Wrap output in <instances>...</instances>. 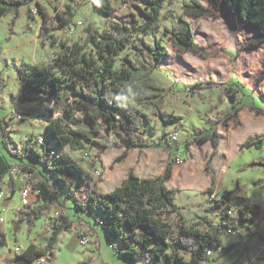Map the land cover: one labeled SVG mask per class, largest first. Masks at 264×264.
Returning a JSON list of instances; mask_svg holds the SVG:
<instances>
[{"label":"trees","instance_id":"obj_1","mask_svg":"<svg viewBox=\"0 0 264 264\" xmlns=\"http://www.w3.org/2000/svg\"><path fill=\"white\" fill-rule=\"evenodd\" d=\"M31 1L44 15L38 0H0V18L11 16L8 36L14 31L21 7L25 8L27 19L34 18L32 9L28 7ZM124 1L137 8L140 19L130 14L131 21H120L114 15L110 0H89L95 11L110 20V27L99 32L88 24L83 45L77 42L67 45L65 41H59L61 52L57 57V73L29 61H21L15 67L16 81L21 90L9 116L19 123L35 121L43 124L44 136L41 143H38V137L29 136L19 150H12L7 132L14 125L0 117L3 146L14 157V160H9L0 155V192L5 178L10 196L16 192L15 180L9 177V169L16 167L20 175L25 176L26 184L37 190V194L35 200L16 210L13 230L17 231L22 223H26L29 232L42 216L51 217V224L50 235L44 245L38 247L30 241L21 252L14 253L7 264H35L42 256L54 259V246L60 234L73 227V219L56 201L60 189H65L67 195L75 198L76 209L86 211L90 218L98 214L94 221L105 231L109 243L112 246L116 244L114 249L118 255L129 261H149V264H204L214 261L235 246L223 242L227 228H237L250 222L256 224L264 214L257 201L237 189H229L209 199L211 206L207 210L217 212L218 222L206 218H198L195 223L187 221L174 203V195L179 189L165 184L172 174L171 156L160 174L139 176L130 169L113 189L103 193L93 190L86 193L85 200H77L76 193L81 190L82 183H87V175L64 151L66 147L72 150L93 147L98 158L109 149L121 147L122 153L115 158L121 160L130 150L162 144H154L145 137L149 119L137 105L151 108L153 115L163 123L181 119V116L163 108L165 89L152 75L167 61L169 52L160 40L148 42L140 36L159 29L161 11L168 0H140L143 6ZM203 1L188 0L183 4L182 14L199 17L224 13L235 29L251 32L250 45L264 42V0ZM208 6L215 14L209 11ZM75 10V7H69L64 15L58 14L59 26L67 28ZM171 14V11L166 12L163 17ZM195 33L191 23L182 15L177 17L173 27L163 29V34L171 38L178 48L202 52L203 48L195 42ZM51 38L54 37L51 35ZM87 44L90 48L86 47ZM126 48L132 51L134 58L127 54L118 57ZM262 78L264 68L257 77L258 80ZM5 86V81L0 78V108ZM203 88H219L230 102L228 111L212 118L213 124L209 128L192 133L194 139L211 143L212 150L205 168L212 173L211 157L217 152L221 138L218 129L240 124L241 105L238 90L230 83L201 80L188 89L196 93ZM263 141L264 132L248 136L240 147H260ZM250 165L264 166V159L253 160ZM66 174L76 177L79 183L76 189L68 186ZM0 244L6 245L1 225ZM209 249L218 252L209 258ZM233 264L244 263L238 261Z\"/></svg>","mask_w":264,"mask_h":264},{"label":"rangeland","instance_id":"obj_2","mask_svg":"<svg viewBox=\"0 0 264 264\" xmlns=\"http://www.w3.org/2000/svg\"><path fill=\"white\" fill-rule=\"evenodd\" d=\"M128 1L143 6L139 2L140 0ZM187 1L168 0L161 11L159 29L155 32L140 34L148 42L160 40L169 52L167 61L162 64L161 69L155 70L152 75L156 82L165 89L163 108L169 113L181 116V119L163 123L158 116L153 115L151 108L145 109L141 105H137V107L143 109L149 119V129L145 137L149 138L154 144L162 143L165 146L154 150L167 151L172 149L175 153L177 151L180 157H185L184 161L177 165L192 162V166L197 170L198 175L196 176H182L180 185L185 191L177 198L179 202V198H182L195 203L205 197L197 189L202 186L203 172H205L200 166V161L204 158L205 147H209L210 144L194 139L192 133L209 128L213 124L211 119L227 112L230 108V102L219 88H203L196 93H191L188 88L193 83L201 80H215L224 84L230 83L238 90L237 95L241 105L239 116L244 117L243 127L235 133V136L238 139H244L264 131V78L257 79L264 68V42L257 46L250 45L251 32L247 29H235L230 18L224 13H220V16L204 15L199 17L182 14L183 4ZM38 2L43 7L45 14H41L37 10L35 2L31 1L28 3V7L34 10V12L32 11L34 18L27 19L25 8L21 7L20 16L16 19L14 31L10 36H8V24L11 16L7 15L0 18V78L6 83L2 92L0 117L14 125L13 129L9 127L10 130L7 132L12 150H19L21 144L29 136L41 138L44 136L43 124L35 121L19 123L17 119L9 116L13 102L21 90L16 81L15 67L21 61H29L38 67L57 73V57L61 52L59 41H65L67 45L75 42L83 45L86 40L85 27L88 24H91L93 29L99 32L110 27V20L95 11L89 0H38ZM110 2L114 8V15L118 20L128 21L129 19L131 21L132 16L130 14H134L136 19H140L141 16L137 8L129 2L124 0H110ZM203 2L205 3V1ZM69 7L71 9L75 7V14L72 17L71 24L67 28H63L59 26L58 14L64 15ZM208 9L212 14H215L209 6ZM169 11L172 13L171 16L164 18L163 14ZM179 15H182L191 23L196 32L195 42L203 48L202 52L184 51L178 48L171 38L163 34L164 28H171L176 24ZM77 21H81L82 24H77ZM71 26L74 30L69 32L68 29ZM51 35L54 37L53 39ZM86 47L90 48V45L87 44ZM125 54L129 57H135L129 48L121 52L118 57ZM117 64H119V60ZM250 108L257 109V113L262 115L254 119L246 118L247 114H252ZM231 126L234 125L229 124L224 128L220 126L218 131L219 133L225 132ZM174 131L177 133L176 140H172L169 136ZM165 144H168L171 148ZM64 151L72 157L87 175V183H82L81 190L76 193L77 200H85L86 193L93 191V189L107 190L112 183L120 182L122 180V167L129 164L128 168L134 171L135 166L134 168L132 166L138 163V159L145 150H130L125 161L123 159L126 156L121 160H115L123 151L121 147L109 149L99 158L96 156V149L93 147L86 146V148L76 150L66 147ZM210 152L206 154V157ZM252 154L257 157L264 156V143L260 147H254L244 153L241 151L236 155L237 157L233 160V163L236 162L241 172V181L234 176V182L231 183L230 175L232 176V173L229 171L222 178L221 191L237 189L242 194L253 198L261 207H264V166L250 165V162L253 161L250 160ZM0 155L9 160H14V157L3 146L1 134ZM221 158L220 155L214 159L213 168L215 171H217ZM240 160H247L248 162L240 167L238 163ZM258 176L262 179L255 183L253 179L259 178ZM66 177L68 186L76 189L79 184L76 177L72 174H66ZM98 177H101V180H98ZM236 178L239 179V184H236ZM18 181L14 183L16 192L12 196H10L7 179L5 178L3 181V189L7 194V198L5 201L0 200V204L3 201L2 205L6 208L14 209L16 205L17 209L22 207ZM74 200L73 196L66 194L65 189L59 190V195L56 198L58 206L64 208V211L73 219L74 224L70 230L60 234L54 246V259H47L42 264H91L95 259L97 261L102 260L104 263L134 264L123 257H116L117 253L114 249L116 244L114 246L109 245L110 240L105 231L94 221L95 216L98 217V214L90 218L86 211L76 209ZM208 204L211 206V201L208 200ZM208 212H211L212 215L204 218L214 222L220 220L217 212L211 210ZM7 213L5 214L6 220L1 226L6 235V245L0 244V264L9 262V259L14 255L13 248L15 245L21 244L23 247H27L30 241H33L38 247H41L47 242L50 235L51 217H40L29 232L26 223H22L20 228L14 231L12 221L15 219V215H8ZM232 216H234V213H232ZM191 220L189 222L195 223L197 219L192 218ZM85 236L88 237L89 242L84 245L80 244L79 238ZM96 237H98V240ZM237 245L238 248H235V251L231 250L232 252L226 253L227 256L221 263L224 262L225 264V260L230 257V252L233 253L232 259L237 260V255L243 249V245Z\"/></svg>","mask_w":264,"mask_h":264},{"label":"crops","instance_id":"obj_3","mask_svg":"<svg viewBox=\"0 0 264 264\" xmlns=\"http://www.w3.org/2000/svg\"><path fill=\"white\" fill-rule=\"evenodd\" d=\"M252 110V115H246V118H250V119H254L255 117H258L262 114H258L257 113V109H253L250 108ZM243 118L242 116H240V124L237 126H231L227 129V131L225 132H220L221 138L217 147V152L215 154H213V156L211 157V172H207L205 165H206V154L209 153L212 148H211V143L209 141H205L207 142V144H210V148L209 147H205V155L203 160L200 161V166L201 168L205 171L203 172V182H202V187L200 189H197L201 194H204L205 197L204 199L202 198L200 201H196L195 203L191 200H186V199H180V202L177 200V198L180 196V194H182L185 189L180 185V181L182 180V176L185 175V177H189L191 175H198L197 170L192 166V162H186L185 164L182 165H177L175 163V157L178 156L179 154L176 153L171 149H168L167 151H155L154 149H159V148H163L165 147L163 144L157 145V146H150L147 148H143L141 149L142 154L140 156V158L138 159V163H135V165H133L132 167L134 169V172L139 175V176H154L157 174H160L163 169L165 164L168 162L170 156L173 157V162H172V174L171 176L166 179L165 184L167 187L170 188H178L179 191L176 192V194L174 195V203L175 205L180 209L181 214L184 216V218L187 221H192L191 219L193 218H204V217H208V215H212L211 212L207 211V207L209 206L208 204V200L212 197L218 196L220 194L221 191V185L220 183L222 182V178L225 174H227V172H231L232 176L230 175V181L231 183L234 182V176L238 177L241 181V172L239 171L236 162L233 163V160L237 157L236 155H238L239 152H245L246 150H252V148H254L255 146H250V147H240L241 142L245 139H238L235 136V133H237V131L243 127ZM264 131L260 132L263 133ZM259 134V133H257ZM256 135V134H255ZM247 138V137H246ZM264 143V141L262 142V144ZM246 148V149H245ZM123 149V148H122ZM153 149V151H152ZM138 150V149H137ZM140 150V149H139ZM179 150V149H176ZM129 155H131V153H129ZM221 155V160L218 163L217 166V171L214 170L213 168V163H214V159L217 156ZM254 154H252L250 156V160H260V159H264V156H253ZM180 156V155H179ZM126 156L123 160H127ZM183 158H185L183 156ZM248 160V159H247ZM247 160H240L238 161L240 167H242L244 164H246L248 161ZM129 164L122 167V180L127 176V174L129 173V169L128 168ZM212 175L214 178V181L212 182ZM259 177V176H258ZM239 179L236 178V184H239L240 181ZM262 178H254L253 181L259 182V180ZM219 180V181H218ZM104 182V180H102ZM121 183L120 182H114L110 185V188L108 187L107 190H102L100 191L98 190H94L97 193H103L106 191H109L111 189H113L115 186L119 185ZM211 188V189H210ZM228 189V188H227ZM229 190V189H228ZM2 192L5 194L4 200L7 198V194L4 192V189L2 190ZM32 201L35 200L34 197H31ZM252 200H254L253 198H251ZM3 201H1V206L2 209H4V214H6V212H8V215H15L16 209H17V205L14 209H10V208H6L5 206L2 205ZM8 201V199H7ZM13 207V206H12ZM10 209V210H9ZM262 209L264 210V207H262ZM10 211V212H9ZM11 213V214H10ZM198 217V218H197ZM74 224V223H73ZM244 226V228H243ZM239 227L243 228L245 230V235H246V242H242L240 240L239 236H229V235H225L223 237V242L225 245H229V244H234V248L232 249V251H235V248H238L237 244H241L243 245V249L241 251L240 254L237 255V260H233V253H229V259L225 260V264H233L235 262H242L244 264H264V258L261 256L260 252H259V246L262 244L263 240H264V214L263 216H261V218H259L258 222L256 224H253L250 222L249 223H245L243 225H239ZM249 227H251V229H249ZM254 228V229H252ZM253 230V231H252ZM252 234V236H250ZM94 235V234H93ZM88 236V235H87ZM85 236V237H87ZM88 238V237H87ZM98 240V237H96ZM89 242V241H88ZM84 245V244H83ZM218 251L215 250L213 253L215 255V253H217ZM227 254L224 253L222 256L216 258V260L214 261H207L206 264H224L221 263L223 261L224 258H226ZM117 258H120L121 256L116 254ZM214 257V256H213ZM99 262V263H98ZM134 264H149V261H131ZM93 263H104L102 260L97 261L96 259L94 260ZM113 264H115V262H112Z\"/></svg>","mask_w":264,"mask_h":264},{"label":"built area","instance_id":"obj_4","mask_svg":"<svg viewBox=\"0 0 264 264\" xmlns=\"http://www.w3.org/2000/svg\"><path fill=\"white\" fill-rule=\"evenodd\" d=\"M34 12V10H32ZM77 24H82L81 21H77ZM69 32H72L74 29H73V26H71L69 29ZM170 138L172 140H176L177 139V133L174 131V132H171L169 134ZM42 142V138L41 137H38V143H41ZM185 158L183 157H180L179 155L175 157V163L178 164V163H182L184 161ZM9 177H12L15 179V181L19 180V184H20V188H19V193H20V201L23 204H26V203H29L32 201L31 197L33 196L34 199H36V194H37V190H34L32 189L28 184H26V181H25V176H23L22 174L20 175V173L18 172L17 168L16 167H11L9 169ZM56 188V186H55ZM4 197H5V194L1 191L0 192V200H4ZM5 214H4V209H2V206L0 205V225L2 226L5 222ZM250 224V223H249ZM226 235H229V236H239L240 237V240L242 242H246V235H245V230L241 227H237V228H234V227H229L226 229ZM88 242V238L87 237H81L79 238V243L80 244H86ZM109 245H111L109 243ZM23 246L21 244H17L14 246L13 248V251L14 253H18V252H21L23 250ZM259 252L261 254V256L264 258V240L262 242V244L259 246ZM207 255L209 258L212 257L213 255V252L212 250H208L207 251ZM47 260L46 256H42L40 257L36 262L35 264H42L44 263L45 261ZM101 264H113V263H101ZM206 264V263H204Z\"/></svg>","mask_w":264,"mask_h":264}]
</instances>
